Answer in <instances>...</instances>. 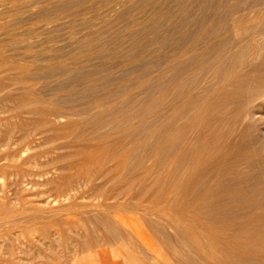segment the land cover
<instances>
[{"label":"rangeland","instance_id":"obj_1","mask_svg":"<svg viewBox=\"0 0 264 264\" xmlns=\"http://www.w3.org/2000/svg\"><path fill=\"white\" fill-rule=\"evenodd\" d=\"M148 1L0 0V264H264V26L210 95Z\"/></svg>","mask_w":264,"mask_h":264},{"label":"bare ground","instance_id":"obj_2","mask_svg":"<svg viewBox=\"0 0 264 264\" xmlns=\"http://www.w3.org/2000/svg\"><path fill=\"white\" fill-rule=\"evenodd\" d=\"M174 1H176L178 4V11L180 12V18L174 19L171 22V24H169V25L167 24V26H169V27L166 30V34L169 37L174 33V30L178 28L182 32V34L179 32L180 35H182V36H180L182 38H181V41H179V43L180 42H182V43L187 42V40H188L187 39L188 37L186 35L188 33L187 32L188 31L187 26L190 22H192L194 28H196V31L194 32V35L192 36V39H191L192 50L197 51V49L201 45L204 46V49L205 48L209 49L210 46H216L218 43L224 44L227 48H229V51L231 49L232 50L234 49L233 52L231 53L230 57L228 58V60L226 59V63H224L225 61L223 62L224 65H223V63H221V66L222 65L226 66V69L224 70L223 75L221 76V79L217 83V86H213V85L210 86L208 94L212 95L217 91L224 90V88L227 86L228 82L231 81L230 76L232 75L233 78L235 79V77H234L235 74H233V73H236L238 75L239 70H237V69L242 63L245 52L248 51V49H250L249 47H252L254 45L258 46V44L260 42V41H258L259 40L258 34H260V31L262 30V26H264V0H174ZM155 7H154V9H155ZM203 9H205L206 14H204V17L201 16V18H198L196 12L200 11V10H202V12H204ZM154 11H152L153 14H154ZM165 11H166V9H165ZM168 18L170 19V18H174V17L169 12L160 13V11H159L157 19L154 22H152V19H151L150 22L153 23L152 26L154 28H162L166 25V22H167V21H165V24H164L163 20H166ZM162 32H163V30L161 32L159 31V34ZM161 36L163 37V35H161ZM232 37L234 38L233 40H232ZM154 39H155V37H154ZM156 40H158V39H156ZM161 40H162L161 42H163L162 38H161ZM168 40H169V38H168ZM152 41H153V39L151 40V42ZM158 41H160V39ZM189 41H190V39H189ZM151 42H150V44H151ZM169 42L170 41H168L167 43H169ZM261 42H262V40H261ZM213 50H214V48H213ZM213 50L211 49L212 52H214ZM204 53L206 54V51ZM258 54H259V52H258ZM207 55H209V53ZM182 56H185V55H182ZM180 57L181 56H179V58ZM197 58L199 59V57H197ZM249 61H250V59H249ZM252 66H253V68L256 69V68H259L260 64H258V62L256 61L255 63H253ZM260 67L264 68L262 65ZM223 68H220L219 72H221L222 71L221 69H223ZM31 92H32V90H31ZM27 102H24L25 106H31V104H32V106L38 107L40 105V100L38 101L37 98H36V100L33 101L35 103H33V102L27 103ZM42 103H44V102H42ZM44 115L47 117L46 111H43V116L41 118L45 117ZM48 116L50 117V115H48ZM43 120H45V119H43ZM234 240L235 239H233V237H231V236L228 238L227 250H229V251H232L234 249L240 250L243 247L240 245V243H236Z\"/></svg>","mask_w":264,"mask_h":264}]
</instances>
